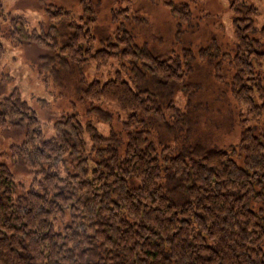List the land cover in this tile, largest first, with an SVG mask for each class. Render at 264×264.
Instances as JSON below:
<instances>
[{
    "label": "trees",
    "instance_id": "16d2710c",
    "mask_svg": "<svg viewBox=\"0 0 264 264\" xmlns=\"http://www.w3.org/2000/svg\"><path fill=\"white\" fill-rule=\"evenodd\" d=\"M165 5L189 21L187 2ZM229 5L241 130L225 147L192 140L202 106L187 91L191 48L158 53L115 30L93 50L91 11L76 21L51 5L32 30L9 14L11 39L39 47L42 73L108 132L73 111L54 115L45 137L17 88L0 96V129L23 133L8 153L32 173L24 189L0 162V264H264V130L247 124L264 116V24L250 35L257 7ZM4 51L0 42V60ZM113 60V75L87 79L88 64ZM177 90L188 94L183 108Z\"/></svg>",
    "mask_w": 264,
    "mask_h": 264
},
{
    "label": "rangeland",
    "instance_id": "374dc122",
    "mask_svg": "<svg viewBox=\"0 0 264 264\" xmlns=\"http://www.w3.org/2000/svg\"><path fill=\"white\" fill-rule=\"evenodd\" d=\"M168 0H0V42L4 45L0 60V96L17 88L23 99L34 110L42 125L43 135H52L54 115L61 112H78L81 119L91 120L100 131L108 132V126L95 120L90 113L84 112L71 92L58 89L51 79L39 68L42 50L35 45L14 42L9 34L11 29L8 16H18L27 30L36 29L39 23H47L46 7L51 5L68 10L77 21L81 15L91 11L94 20L89 28L94 35L93 50L101 47L108 35L115 30L131 33L139 44L146 43L158 53L180 52L181 48L193 50L192 70L187 74V91H192L191 102L202 106L196 110L194 142L207 146H227L238 139L241 126L238 124L240 109L230 92V79L233 67L230 56L234 47L232 10L230 0H172L187 2L191 17L187 22H179L165 2ZM254 4L258 14L254 17L255 31L250 35L259 36L264 24V0H245ZM87 8V10H86ZM53 22V21H52ZM206 47L208 56L199 58L198 49ZM113 60L107 65L96 68L93 63L85 67L87 79L99 77L106 79L113 75L117 67ZM188 98L187 92L177 90L174 103L182 107ZM75 104V105H74ZM242 113V112H241ZM255 130H264V116L247 120ZM119 125L114 122V128ZM123 139H124V133ZM23 133L18 129H0V162L6 164L14 174L15 181L25 188L29 186L32 173L13 162L8 153L10 143H18ZM177 142V140H171ZM22 188H18V192Z\"/></svg>",
    "mask_w": 264,
    "mask_h": 264
}]
</instances>
